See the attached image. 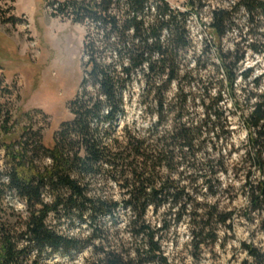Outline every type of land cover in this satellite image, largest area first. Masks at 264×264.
<instances>
[{
  "label": "trees",
  "instance_id": "1",
  "mask_svg": "<svg viewBox=\"0 0 264 264\" xmlns=\"http://www.w3.org/2000/svg\"><path fill=\"white\" fill-rule=\"evenodd\" d=\"M220 1L229 6L219 5L212 10L209 30L214 39L218 67L223 71L227 94L237 107V79L247 85L253 68L241 70L240 63L246 54H240L239 45L232 52H225L220 42L232 25H236L232 15L239 8L248 15L249 24L264 22V0ZM148 2L66 0L59 4L57 10H67L74 22L91 20L100 25L104 44L102 47L97 46V40L90 39L89 34L84 38L83 51L90 57L85 69L88 78H84L81 83L84 87L82 94H77L70 101L73 118L62 123L53 146L48 149L52 165L36 176L27 175L24 172V152L20 150L12 155V166L7 177L9 183L1 186L13 188L31 204L43 202L42 189L47 187L52 194V201L32 211L18 235L4 224L0 225V264H39V259L30 262L26 256L33 248L41 257V251L45 249L55 253L78 250L87 245H92L94 254L102 256L84 264H141L144 257L146 261L170 264L162 251L157 230L145 219L147 211L151 207L157 213L167 203H179L181 207L174 215L175 221L180 220L185 214L186 203L191 199L185 186L180 185V179H174L173 175L185 172L180 168L201 170L203 165L197 159L196 149L200 146L196 142L205 133H212L215 140H220L221 134L229 133L230 129L221 106L224 100L222 92L217 90L212 95L208 79L198 73L195 75L191 68L180 74L186 67L179 54L190 46L187 21L191 13L199 14L198 11L204 6L202 0H186V12L169 7L164 0H155V4L150 7ZM122 4L126 10L120 15L115 12V6L120 7ZM151 10L153 18L146 20ZM258 24L256 28H264ZM258 42L253 41L249 45L250 50L261 54L264 60V48ZM111 51L116 55L114 60L103 62L97 57L98 53ZM199 63L200 57L196 59L195 67H199ZM139 71H143L147 102H152L145 106L152 120L141 130L125 126L122 136L113 137L112 130L117 124L118 115L125 113L124 92ZM182 81H186L187 86ZM250 81L252 86L244 99L249 113L241 115V123L246 129L244 142L247 150L240 162L254 167L262 177L252 179L248 172L242 188L249 203L248 218L253 220L251 214L260 215L264 233V90L258 92L264 83V71ZM88 82H92L94 93L87 89ZM173 83L176 86L174 94L167 97ZM195 86H203V95L207 98V102L202 100L204 111L200 119H195L196 114L192 112L188 118L186 113L187 103L196 99L191 90ZM186 87H189V91ZM241 91H246V87L241 88ZM1 119L0 129H3L9 119L3 116ZM164 121L170 124L163 131L159 126ZM8 132H4V135ZM106 138H110L109 144ZM202 142H199L200 145ZM210 163L213 162H206L207 165ZM163 168L168 175L161 173ZM100 175H108L115 183H119L124 195L120 200L90 194V183H84L85 178H98ZM189 177V180L192 179L191 175ZM119 205L132 212V237L142 236L146 240L145 245L133 249V254L123 253L125 244L121 238H118L119 244L115 247L110 245L112 240L108 227L101 222L105 216L115 220ZM50 214L72 217L79 222H86L88 218L90 230L86 238L61 234L53 225L46 223ZM232 217L231 212H218L216 206L204 211V215L196 213L191 228L193 241L201 244L205 237H214L210 221L214 220L216 226H226ZM168 227L163 224L161 229ZM19 240L27 241L26 247L19 248ZM243 247L255 264H264V245L258 247L243 243Z\"/></svg>",
  "mask_w": 264,
  "mask_h": 264
},
{
  "label": "rangeland",
  "instance_id": "2",
  "mask_svg": "<svg viewBox=\"0 0 264 264\" xmlns=\"http://www.w3.org/2000/svg\"><path fill=\"white\" fill-rule=\"evenodd\" d=\"M64 1L66 0H0V122L1 116L9 119L7 126L0 129V225L11 228L17 235L32 211L39 210L44 203L52 201V194L49 188L44 187L41 193L43 202L31 204L13 188L1 186L9 183L7 177L12 166V155L20 150L24 152V172L27 175L36 176L52 165L48 149L53 146L56 132L62 123L73 118L69 108L70 101L77 94H82L84 87L81 83L87 77L85 69L90 57L83 51L84 38L89 34L90 39L97 40V46L102 47L104 44L101 41L100 25L96 22H74L67 10H57ZM164 1L169 7L186 12V0ZM202 2L204 6L198 11L199 14L191 13L187 21L190 46L179 54L186 67H183L180 74L183 75L185 70L191 68L195 75L198 73L208 79L212 95L217 90L222 92L224 100L221 106L227 116L230 132L221 134L220 140H215L212 133H205L196 142L200 146L196 149L197 159L203 165L201 170L180 168L185 172L173 175L174 179H180V185L185 186L190 194L191 200L186 203L182 218L175 221L174 215L181 205L167 203L157 213L150 207L145 219L157 230L162 251L170 264H255L247 255L243 243L262 247L264 233L260 215L255 213L251 214L253 220L248 218L249 203L242 185L248 172L252 179L260 178L262 174L254 167L250 168L248 163L243 165L240 162L247 150L244 142L246 129L241 123V115L249 113L244 99L252 86L250 80L264 71L263 56L254 53L249 46L258 40L257 44L264 48V28H256L258 23L249 24L248 15L239 8L232 15L236 25H232L220 42L225 52H232L239 45L240 54H246L240 63L241 70L253 68V74L247 80L248 86L237 79L236 96L239 106L236 107L227 94L223 71L218 67L214 39L209 30L212 10L219 5L228 7L229 4L220 0ZM154 4L155 0H149V7ZM125 10L123 4L115 6V12L120 15ZM152 14V10L148 11L146 20H151ZM258 25L264 27V22ZM163 35L167 37L165 33ZM97 57L103 62L116 59L113 51L98 53ZM199 57L200 68L195 67V61ZM123 61L126 62L127 59L124 58ZM182 83L187 86L186 81ZM91 84L92 82H88L86 86L94 93ZM144 87L143 71H139L124 92L125 113L118 115L117 124L112 130L113 137L122 136L125 126L141 130L152 120L151 114L148 115L145 111V106L152 102H147ZM243 87H246L244 92L241 91ZM175 88L173 83L167 97L173 96ZM186 89L189 91V87ZM191 90L196 99L187 103L186 113L188 118L192 112L196 114L195 119H200L204 111L202 100L207 102V98L203 95V86L191 87ZM263 90L264 83L258 92ZM169 124L170 122L164 121L159 129L164 131L169 128ZM6 131L9 132L4 135ZM105 140L107 144L111 142L110 138ZM209 160L213 163L207 165ZM161 173L168 175L165 168ZM190 175L192 179L189 180ZM85 182L90 183L89 192L92 195H104L114 200H120L124 196L119 183H115L108 175L87 177ZM211 206H216L220 213L231 212L232 220L226 226H216L214 220L210 221L214 237H205L201 244H197L191 235L192 222L196 213L204 215V211H208ZM131 217L132 212L119 205L115 220L108 216L101 219L108 227L109 238L112 240L110 245L115 247L119 244L118 238L122 239L121 242L125 244L123 253H132L134 248L146 244L142 236L132 237ZM87 219L86 222H79L72 217H55L50 214L46 223L53 225L65 236L76 235L84 239L90 230ZM163 224L169 227L162 230ZM19 241V248L28 244L25 240ZM37 254V250L33 248L26 256L30 262L39 259V264H84L102 256L94 254L92 245L55 253L45 249L41 251V257ZM141 260V264H161L158 261H146L145 257Z\"/></svg>",
  "mask_w": 264,
  "mask_h": 264
}]
</instances>
